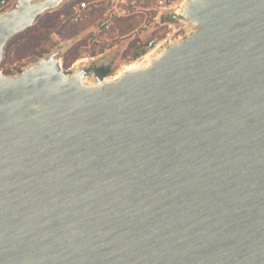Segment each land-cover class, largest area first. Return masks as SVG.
Masks as SVG:
<instances>
[{"label":"water","instance_id":"1","mask_svg":"<svg viewBox=\"0 0 264 264\" xmlns=\"http://www.w3.org/2000/svg\"><path fill=\"white\" fill-rule=\"evenodd\" d=\"M65 0H15L7 41ZM112 75L68 43L0 71V264H264V0H183Z\"/></svg>","mask_w":264,"mask_h":264},{"label":"rangeland","instance_id":"2","mask_svg":"<svg viewBox=\"0 0 264 264\" xmlns=\"http://www.w3.org/2000/svg\"><path fill=\"white\" fill-rule=\"evenodd\" d=\"M182 1L175 0L173 7L162 10L158 21L152 22L142 32L133 30L143 19V13H137L128 18L115 19L112 31L107 33V37L111 40L110 46L105 49V44L90 41V31L103 16V2L101 0H65L57 9L48 10L36 18L34 24L29 27L30 29L13 37L14 45L11 51L13 59L2 62L0 71L10 74L17 73L27 63L46 56L61 44L68 43V47L71 45L78 46L82 50L83 56L72 62L68 68L64 66L63 60H61L66 69L82 62H95L111 57L107 67L109 66L111 69L108 74L112 75L126 68L130 63L146 59L145 56L141 55L134 57V52L142 46V43H137L138 40L142 42L148 38H155L157 41L166 42L185 35L186 29L181 21L173 17L170 21L162 20V16L170 14V10L178 7ZM75 2L85 3L88 10V17L78 23L68 19L70 6ZM135 5L138 9H144L147 15H153L156 12L149 4L143 3L141 0H136ZM38 38L41 41V50L49 48V52L39 53L30 47L33 43H38ZM86 57L87 59H85Z\"/></svg>","mask_w":264,"mask_h":264},{"label":"built area","instance_id":"3","mask_svg":"<svg viewBox=\"0 0 264 264\" xmlns=\"http://www.w3.org/2000/svg\"><path fill=\"white\" fill-rule=\"evenodd\" d=\"M15 0H0V12L13 5ZM104 4V12L102 18L97 22L94 28L90 31V41L93 43L105 44V49L110 46V39L107 37V33L112 31L114 26V20L122 17H130L137 13H143L144 17L140 21L139 25L133 31H144L152 22L158 21L161 11L173 7L175 0H141V2L149 4L151 8L156 10L155 14L147 15L144 9L136 8V0H101ZM88 17V10L86 4L81 2H75L70 6V13L68 19L71 22L78 23ZM142 46L146 48V52L141 56H145L148 52L153 51L161 41H157L155 38H148L140 42ZM87 59V57L85 58Z\"/></svg>","mask_w":264,"mask_h":264},{"label":"trees","instance_id":"4","mask_svg":"<svg viewBox=\"0 0 264 264\" xmlns=\"http://www.w3.org/2000/svg\"><path fill=\"white\" fill-rule=\"evenodd\" d=\"M45 13V12H44ZM43 13V14H44ZM43 14L39 15L38 17L42 16ZM37 17V18H38ZM128 18V17H126ZM162 20L164 21H170L172 20V16L170 14H167L165 16H162ZM30 29L29 27L26 28L25 30L21 31V32H24L26 30ZM21 32L15 34V35H19ZM39 34V33H38ZM14 35V36H15ZM12 36L6 43L5 45V48H4V55H3V59L2 61L0 62V65L2 62L4 61H9V60H12L13 59V56L11 54V51H12V46L14 45V40H13V37ZM40 38H38L39 40ZM40 40L38 41V43H33V45H31L30 47L34 48V51H38L39 53H47L49 52V48H43L41 50V46H40ZM146 52V48L144 46H141V48L137 49L135 52H134V57H138L142 54H144ZM41 55V54H40ZM83 56V52L82 50L76 46V45H71L69 46L62 54V60H63V64L66 68H68L70 66V64L72 62H74L76 59L80 58ZM107 74L111 72V69L110 67L108 66L106 68V71H105Z\"/></svg>","mask_w":264,"mask_h":264},{"label":"bare ground","instance_id":"5","mask_svg":"<svg viewBox=\"0 0 264 264\" xmlns=\"http://www.w3.org/2000/svg\"><path fill=\"white\" fill-rule=\"evenodd\" d=\"M153 51H150V52H148L146 55H145V57H147L149 54H151ZM135 63L133 62V63H130V64H128L127 65V67H130V66H133Z\"/></svg>","mask_w":264,"mask_h":264}]
</instances>
